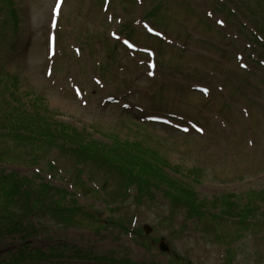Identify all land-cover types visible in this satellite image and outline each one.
Listing matches in <instances>:
<instances>
[{
  "label": "rangeland",
  "instance_id": "rangeland-1",
  "mask_svg": "<svg viewBox=\"0 0 264 264\" xmlns=\"http://www.w3.org/2000/svg\"><path fill=\"white\" fill-rule=\"evenodd\" d=\"M9 1L18 30L3 41L0 37V88H6L8 95L39 100L59 123L87 141L102 146L140 141L164 164L176 167L177 177L194 170L199 181L192 186L200 198L207 199L206 215L222 211L224 202L238 203L245 194L252 198L264 192V110L260 106L264 105V48L255 50L253 41L240 36L237 18L225 17L227 9L219 5L220 0ZM235 1L225 0L226 4ZM243 1L247 11H242L240 21L264 29V0ZM55 6L60 9L56 48L55 55L48 57L47 36L52 33ZM6 18L0 11V22ZM222 19L227 26L220 28ZM151 25L161 40L147 36L145 30ZM117 35L131 37L138 50L124 49L120 40H113ZM145 47L156 56L142 55L140 49ZM17 92L21 95H14ZM110 96L117 102L109 103ZM220 104L233 105L228 106L230 113L219 111ZM151 117L170 124L153 123ZM192 123L202 133H196ZM5 144L1 137L0 150ZM23 150L5 152L23 158ZM25 150L36 152L29 146ZM40 154L39 164L18 159L7 169L35 186L47 183L53 189H70L67 185L78 181L79 189L74 188L72 198L66 197L70 212L41 213L44 219L37 229L42 230L31 248L58 246L56 251H64L65 257L39 264H106L95 259L103 257L131 264H168L171 257L188 264H264V204L256 205L259 218L249 215L242 223L220 215L198 227L183 208L170 215L161 195L156 202L145 198L136 202L131 190L120 202L123 197L113 192L110 180V189L102 197L92 189L100 188L106 179L102 168L87 164L83 174H77L74 162L64 161L58 151L47 153L43 147ZM57 158H61L59 176L47 167ZM90 181L96 185L90 186ZM3 220L0 231L6 235L3 229L11 224ZM107 221L111 224L101 228ZM143 225L152 232L141 240L135 233ZM160 237L167 242L170 256L132 241L152 244ZM10 240L0 239V255L16 248L18 241ZM83 253L92 254L93 260L82 259Z\"/></svg>",
  "mask_w": 264,
  "mask_h": 264
},
{
  "label": "trees",
  "instance_id": "trees-1",
  "mask_svg": "<svg viewBox=\"0 0 264 264\" xmlns=\"http://www.w3.org/2000/svg\"><path fill=\"white\" fill-rule=\"evenodd\" d=\"M230 14L231 12L227 10L226 15ZM241 30L246 31L244 28ZM260 33L264 34L262 28H260ZM127 37L129 36L127 35ZM14 83H16L15 80ZM12 86L17 89L16 84L12 83ZM4 94L6 91L1 88L0 131H3L1 136L7 138L13 136L15 147L8 146V150L24 149L22 154L31 155V152L25 149L27 146L34 148L36 152L31 155V161L28 163L37 162L43 147L49 150L56 149L64 159L73 161L74 166L88 167L87 164H91L97 170L102 168L106 174V179L100 187L103 194L110 179L116 192L123 198L130 190L137 195L136 202L143 198L153 200V192H162L175 207L184 206L183 208L190 216L199 221L204 219L205 202L198 200L195 192L185 181L189 179V176H196L195 172H188L185 176H181V179H177L175 176H170L165 169L177 173L178 169L164 164L157 158V153L154 150L140 146V141L134 144L114 141L108 146L85 141L76 131H71L65 125L57 123L48 110L38 108L39 100L29 99L25 105L24 102L15 99L14 103L17 106H14L4 99ZM4 157L8 160L11 158L7 154ZM18 159L19 155L16 160ZM77 172L79 173L81 170L77 169ZM54 195L62 203L68 194L64 190L51 189L45 185L35 186L28 179H20L14 174L0 175V220L4 219L3 221L6 220L11 224L5 233H24L21 232L24 229L20 223L12 222L14 221L12 218L14 216L13 206L21 208L22 214H28L33 212V208L37 205L46 206V202L50 207L51 196ZM2 202H6V205L2 206ZM71 209L72 207H69L66 211L70 212ZM30 229L34 232L33 228ZM25 247L21 248L17 259H13L7 264L35 261L39 257H43L36 251L26 252Z\"/></svg>",
  "mask_w": 264,
  "mask_h": 264
}]
</instances>
